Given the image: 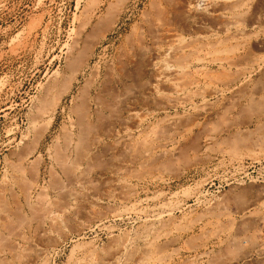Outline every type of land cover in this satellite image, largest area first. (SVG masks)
<instances>
[{
    "label": "rangeland",
    "instance_id": "rangeland-1",
    "mask_svg": "<svg viewBox=\"0 0 264 264\" xmlns=\"http://www.w3.org/2000/svg\"><path fill=\"white\" fill-rule=\"evenodd\" d=\"M201 1L0 0V264H264V0Z\"/></svg>",
    "mask_w": 264,
    "mask_h": 264
},
{
    "label": "bare ground",
    "instance_id": "bare-ground-1",
    "mask_svg": "<svg viewBox=\"0 0 264 264\" xmlns=\"http://www.w3.org/2000/svg\"><path fill=\"white\" fill-rule=\"evenodd\" d=\"M190 1V0H189ZM197 1H199V0H197ZM202 2V9H201V14L203 13L204 15H206V16H210L211 14H210V11L213 9V7H216V3L218 2H216V0H202L201 1ZM225 2H228V1H225ZM194 3V2H193ZM228 3H230V1L228 2ZM199 4V3H198ZM218 4V3H217ZM219 4H221V3H219ZM225 4H227V3H225ZM196 5V4H195ZM200 5V4H199ZM186 6H188V5H186ZM228 6V5H227ZM195 7V6H194ZM218 7V6H217ZM222 7V6H221ZM232 7V6H231ZM192 8L193 7H191V6H188L187 7V12H188V14H191V12L194 10V8H193V10H192ZM196 8H200V7H196ZM199 10V9H198ZM195 11V10H194ZM197 11V10H196ZM196 11H195V13H196ZM199 12V11H198ZM193 14V13H192ZM200 14V15H201ZM213 14V13H212ZM150 15V14H149ZM194 16V15H193ZM212 16V15H211ZM190 17V16H189ZM155 18V17H154ZM202 18V17H201ZM232 19V18H231ZM156 20V19H155ZM159 20H160V18H159ZM157 21V20H156ZM166 21V20H165ZM154 22V21H153ZM158 22V21H157ZM154 24V23H153ZM167 24V23H166ZM231 24V23H230ZM161 25H162V23H161ZM227 26V25H226ZM154 27V26H153ZM162 28V27H161ZM222 28V27H221ZM163 29V28H162ZM162 29H160V26L159 25H155V27H154V30L153 31H155V32H157V33H160V31L162 30ZM227 29V28H226ZM165 30V29H164ZM149 31H150V29H149ZM166 31V30H165ZM169 32V31H168ZM241 33V32H240ZM161 34V33H160ZM159 34V35H160ZM171 35V34H170ZM175 35V34H174ZM242 35V34H241ZM157 36V35H156ZM101 38V37H100ZM160 38V37H159ZM167 38V37H166ZM174 38H176V37H174ZM160 39H162V38H160ZM168 39V38H167ZM177 40H178V38H176ZM163 40H165V39H163ZM175 40V39H174ZM170 41V40H169ZM168 42V41H167ZM166 42V43H167ZM174 42V41H173ZM172 42V43H173ZM171 43V42H170ZM169 43V44H170ZM175 43V42H174ZM177 43H179V41H177ZM138 44V43H137ZM156 45V44H155ZM175 45V44H174ZM188 46V45H187ZM190 46V45H189ZM155 47V46H154ZM172 47V46H171ZM176 47V46H175ZM178 47V46H177ZM181 47V46H180ZM184 47V46H183ZM138 48V47H137ZM182 48V47H181ZM185 48V47H184ZM139 49V48H138ZM137 49V50H138ZM141 49H143L142 47H141ZM155 49V48H154ZM169 49V48H168ZM173 49V48H172ZM136 50V51H137ZM160 50V49H159ZM143 51H145V50H143ZM169 51V50H168ZM185 51V50H184ZM161 53H162V51H161ZM178 53V52H177ZM176 53V54H177ZM234 54V53H233ZM158 55V54H157ZM167 55V54H166ZM165 55V56H166ZM191 55V54H190ZM194 55V54H193ZM159 57V56H158ZM162 57V56H161ZM164 57V56H163ZM231 57V56H230ZM165 58V57H164ZM167 58V57H166ZM183 59V58H182ZM193 59V58H192ZM195 59V58H194ZM171 60V59H170ZM219 60V59H218ZM228 61H230V60H228ZM181 62V61H180ZM184 62V61H183ZM231 62V61H230ZM164 64V63H163ZM177 65V64H176ZM228 65V64H227ZM245 65V64H244ZM229 66H231L230 64H229ZM185 67V66H184ZM167 68V67H166ZM242 68V67H241ZM246 68V67H245ZM165 70V69H164ZM173 70V69H172ZM191 70H192V68H191ZM249 70V69H248ZM161 71V70H160ZM243 71V70H242ZM259 71V70H258ZM262 71V70H261ZM164 72V71H163ZM182 72V71H181ZM201 72V71H200ZM244 72H246L245 70H244ZM264 72V71H263ZM160 73V72H159ZM162 73V72H161ZM164 73H166V72H164ZM163 73V74H164ZM259 73V72H258ZM167 74V73H166ZM165 74V75H166ZM184 74V73H183ZM217 74V73H216ZM158 76H160V74L158 75ZM165 77V76H164ZM185 77H187V76H185ZM154 78V77H153ZM158 79V78H157ZM159 79H161V78H159ZM158 79V80H159ZM167 79H169V78H166V80ZM185 79V78H184ZM156 80V79H155ZM163 80V79H162ZM159 81H161V80H159ZM168 82L169 81H171L170 79L169 80H167ZM178 81V80H177ZM177 81H175V83H177L178 84V82ZM180 81H182V80H180ZM179 81V82H180ZM173 82V81H172ZM162 83H164L165 84V82H163L162 81ZM157 84V83H156ZM166 84H167V82H166ZM171 84H174V82L173 83H171ZM160 85V84H159ZM175 85V84H174ZM173 85V86H174ZM155 86V85H154ZM172 86V85H171ZM170 86V87H171ZM178 86V85H177ZM169 87V86H168ZM232 87V86H231ZM152 88V87H151ZM173 88V87H172ZM179 89H180V87H178ZM176 90H177V88H175ZM174 89V90H175ZM178 89V90H179ZM246 89V88H245ZM152 90H153V88H152ZM169 90V89H168ZM171 90V89H170ZM175 90V91H176ZM177 90V91H178ZM165 100H167V99H165ZM172 102V101H171ZM177 102H178V100H177ZM115 103V102H114ZM184 104V103H183ZM81 110V109H80ZM111 110V109H110ZM132 115V114H131ZM138 120V118H135V120ZM136 120V121H137ZM118 122V121H117ZM139 122V121H138ZM140 123H141V121H140ZM137 124V123H136ZM115 146V145H114ZM98 149V148H97ZM134 159V158H133ZM62 161V160H61ZM83 176V175H82ZM79 177H80V175H79ZM128 192V191H127ZM126 241H127V239H126ZM125 246V245H124ZM145 249V248H144ZM150 249V248H149ZM148 250V249H147ZM125 251V250H124ZM146 252V251H145ZM93 253V252H92ZM126 253V252H125ZM150 253H153V252H150ZM147 254V253H146ZM156 254V253H155ZM115 255H117V254H115ZM120 256V255H119ZM137 256V255H136ZM92 257V256H91ZM115 257V256H114ZM98 258V257H97ZM96 258V259H97ZM112 258V257H111ZM115 260V259H114ZM133 260V259H132ZM138 260V264H150L149 263V261H151L152 260V256L150 255V254H148V255H145V256H142L140 259H137ZM156 261V260H155ZM154 262V261H153ZM85 263H86V261H85ZM90 263V262H89ZM88 263V264H89ZM93 263V262H92ZM108 263V262H107ZM117 263V262H116ZM159 263V262H158ZM98 264V263H97ZM101 264V263H100ZM109 264H111V263H109Z\"/></svg>",
    "mask_w": 264,
    "mask_h": 264
}]
</instances>
